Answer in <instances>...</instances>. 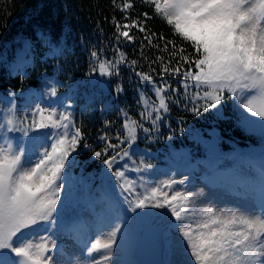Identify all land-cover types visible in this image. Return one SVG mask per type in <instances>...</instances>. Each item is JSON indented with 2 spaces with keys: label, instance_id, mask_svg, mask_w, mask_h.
Here are the masks:
<instances>
[{
  "label": "snow or ice",
  "instance_id": "6c2138e0",
  "mask_svg": "<svg viewBox=\"0 0 264 264\" xmlns=\"http://www.w3.org/2000/svg\"><path fill=\"white\" fill-rule=\"evenodd\" d=\"M146 2L151 15L145 11L133 19V0H112L123 22L113 15L114 43L91 46L80 78L67 67L64 38L54 40L39 24L14 41L12 59L10 46L0 51L6 75L21 81L37 63L56 61L51 75L46 69L38 76L42 91L8 88L0 94V264H141L116 258L114 249L126 251L144 231L169 246L173 258L163 264H264V0ZM157 17L172 39L148 29L147 21ZM64 29L71 32L69 24ZM137 43L138 55L129 59L123 49ZM145 48L167 56L150 58ZM129 90L134 105L118 108L116 120L103 119L93 139L84 117L92 119L97 103L101 116L112 111L113 101ZM227 102L245 126L258 130L259 147L233 152L232 166L203 177L204 187L196 191H188L189 176L156 180L147 158L161 128H171L166 117L172 108L222 117ZM174 122L183 134L184 117ZM174 132L165 137L169 143ZM206 144L219 158L216 141ZM81 153L102 162L96 173L106 193L101 220L111 228L103 242L98 235L89 244L73 208L71 168ZM128 172L137 180L127 179ZM213 188L231 194L233 204L217 208L211 201L222 193ZM69 233L78 248L57 243Z\"/></svg>",
  "mask_w": 264,
  "mask_h": 264
},
{
  "label": "trees",
  "instance_id": "16d2710c",
  "mask_svg": "<svg viewBox=\"0 0 264 264\" xmlns=\"http://www.w3.org/2000/svg\"><path fill=\"white\" fill-rule=\"evenodd\" d=\"M133 2L134 7L129 13L133 19L139 13L145 11L151 15L152 9L146 1L133 0ZM116 3L120 4L122 0H116ZM113 15L123 22L119 11L112 7V0H0V51L5 46H10L9 55L12 56L14 41L22 36H30L33 27L39 24L41 27L51 30L54 40L64 38L70 50L67 57V67L69 70H75V75L80 78L88 70V52L91 46L99 43L103 45L114 43ZM65 24L70 25V33H65ZM147 26L150 31L163 34L167 39L173 38L169 26L159 17L149 19ZM100 29H103V34H101ZM131 34L136 36L137 40L140 39V34L135 30H132ZM81 36L86 38L83 42L80 40ZM160 43L162 45L163 41H160ZM139 47L140 45L137 43L123 50L127 52L129 59H135ZM145 54L150 58H154L156 55H165V58L167 56L165 53L157 52L155 49L149 50L148 48H145ZM106 55H112L111 48L108 49ZM55 63L56 61H49L48 66L37 63L35 67L28 70L29 74L23 81H21L19 75L8 77L4 68L0 66V91H6L8 88L17 90L20 88L41 87L42 84L38 76L46 69L51 75L52 68L50 65ZM60 63L64 64L65 61L61 60ZM143 70L146 71L147 68L145 67ZM59 79L66 81L67 77L61 75ZM125 86L128 87L127 81H125ZM59 91H65V89L61 87ZM131 105H134V99L130 90L123 98L114 100L113 110L103 116L100 115V104L97 103L94 112L91 108L89 109L92 112V119H89L87 115L84 117L86 132L94 139L98 135L103 119L116 120L117 109L129 108ZM131 114L135 115L136 113L133 110ZM181 116L185 120L183 134L179 131L181 125L174 122ZM79 120L80 117L77 115V121L79 122ZM166 121H172L171 128H161L163 135L159 137L158 143L151 144L152 155L147 158L148 162L155 166V170L156 166L162 163V156L168 154L172 148L182 149L187 155H211L206 142L212 140L216 141L217 150L219 147L249 149L259 147L260 144L254 135L257 130L245 126L234 111L231 102H227L222 109V117H217L210 112L204 114V118H200L173 107L170 116L166 117ZM173 130H175L173 139L169 143L165 137ZM140 147H145L143 142L140 143ZM90 156V153H81L77 158L78 165L73 166L71 170L76 173H85L90 178L91 176L96 178L98 166L102 162L94 158L89 159ZM175 167L179 169V165L174 163ZM126 178L137 180V175L128 172Z\"/></svg>",
  "mask_w": 264,
  "mask_h": 264
},
{
  "label": "rangeland",
  "instance_id": "374dc122",
  "mask_svg": "<svg viewBox=\"0 0 264 264\" xmlns=\"http://www.w3.org/2000/svg\"><path fill=\"white\" fill-rule=\"evenodd\" d=\"M146 1V0H144ZM43 90V88H42ZM237 113V112H236ZM239 116V113H237ZM240 117V116H239ZM254 135H256L257 140L260 142V136H259V132L258 130L254 133ZM231 153L230 152H224L222 153L221 159L224 162L223 167H215L213 168L211 166V172L208 169H204L202 167L203 162H199L198 164L191 165V167L184 172V174L178 172L177 174L174 175V173L172 171L163 174V176H155L156 180H164L167 177H173L176 180H179L182 178V176H189L190 177V182H189V186H188V191H196L202 187H204V183L202 181V176L204 174L205 171H207L210 175L212 174V172L216 169H219L221 171L230 168L232 166V160L230 159ZM80 174V173H79ZM75 178H73V183L76 182L77 180V175L74 176ZM154 186V185H153ZM179 190V189H177ZM99 192H96L95 194L101 195L102 199L100 202V198H98L97 200H95L93 198L92 201H90V198H86V205L81 207L83 210L78 214V218L81 219V221L86 225V227L84 228L83 233H86L87 236L90 238V240H94L96 239V237L99 235L101 237V240L103 242L104 237L106 236V233L109 232L111 230L110 227H106L104 222L101 220V217L103 215V212H99L98 211L101 209L100 205L103 206V200L104 197L102 196L101 190L98 189ZM205 191L207 192L208 189H205ZM212 191H220L222 193V195L220 196L219 201H211V203L216 204L217 208H227L228 206L232 205L234 202V197L227 193L226 191H224L222 188L221 189H217V188H213ZM210 201L209 200H203V204H208ZM203 204L198 205L197 206V210L201 207H203ZM77 209V207H76ZM77 211L79 212L80 209H77ZM137 211H140L139 209ZM153 211H160V210H153ZM130 216H134L135 213H129ZM174 219V218H173ZM53 239H56V237L54 236ZM135 242L136 239L133 243V245L131 247H129L126 251L121 252L120 249L117 247L116 249H114V252H116L118 259L121 260H130V257L133 254L134 251V246H135ZM57 243H63L66 246H75V247H79V245L77 244V241L75 239V235L73 236H67L65 237H61V239L57 240ZM133 249V250H132ZM67 250H71V248H66ZM98 259V257H96ZM168 258V259H167ZM173 257L170 254L169 251V246H167L166 249V253H165V261L172 259ZM164 261V262H165Z\"/></svg>",
  "mask_w": 264,
  "mask_h": 264
},
{
  "label": "water",
  "instance_id": "95a60500",
  "mask_svg": "<svg viewBox=\"0 0 264 264\" xmlns=\"http://www.w3.org/2000/svg\"><path fill=\"white\" fill-rule=\"evenodd\" d=\"M165 242L148 231L137 238L135 257L143 264H161L163 260Z\"/></svg>",
  "mask_w": 264,
  "mask_h": 264
},
{
  "label": "bare ground",
  "instance_id": "6f19581e",
  "mask_svg": "<svg viewBox=\"0 0 264 264\" xmlns=\"http://www.w3.org/2000/svg\"><path fill=\"white\" fill-rule=\"evenodd\" d=\"M165 243H166V242H165ZM167 246H168V245H167V243H166V248H167ZM132 250H133V249H132ZM167 259H168V258H167Z\"/></svg>",
  "mask_w": 264,
  "mask_h": 264
}]
</instances>
